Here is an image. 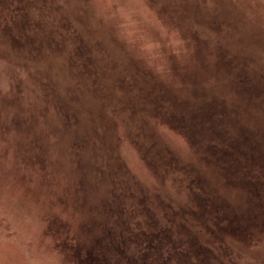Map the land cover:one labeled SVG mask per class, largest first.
I'll list each match as a JSON object with an SVG mask.
<instances>
[{
    "label": "rangeland",
    "instance_id": "obj_1",
    "mask_svg": "<svg viewBox=\"0 0 264 264\" xmlns=\"http://www.w3.org/2000/svg\"><path fill=\"white\" fill-rule=\"evenodd\" d=\"M3 1L0 264H88L76 256L104 230L123 242L112 264H125L190 203L189 167L223 187L169 123L186 103L216 100L264 137V0ZM257 183L255 196L221 191L247 211L230 242L238 264H264V166Z\"/></svg>",
    "mask_w": 264,
    "mask_h": 264
},
{
    "label": "trees",
    "instance_id": "obj_2",
    "mask_svg": "<svg viewBox=\"0 0 264 264\" xmlns=\"http://www.w3.org/2000/svg\"><path fill=\"white\" fill-rule=\"evenodd\" d=\"M3 3L4 1L0 5ZM17 11L16 8L15 12ZM3 15L0 13V17ZM25 18L24 22L30 29H38L42 24L49 26L47 20L35 23L32 19ZM51 26L53 25L50 24V29L54 30V26ZM53 34L54 32L49 35ZM31 56L33 59L27 60L36 63L34 60L38 54ZM242 80V86L244 83L247 85L246 91H254L247 84L248 80L244 77ZM47 88L49 98H56L58 90L53 83L47 82ZM184 105L186 106L171 111L169 123L189 137L206 167L218 169L224 177L223 187L214 186L207 174L196 167H189L185 171V177L188 178L186 183L190 203L179 208L177 214L167 210L163 221L149 231L151 235L147 239L144 238L143 242L136 240L143 245L134 255H129V261L125 264H238L237 253L230 242L237 241L242 236L247 211L232 203L222 193L227 188H237L244 189L246 194L256 195L257 180L262 177L264 166L261 163L264 157V137L258 136L259 132L244 123L239 128L231 125L233 118H230L238 111L233 108L229 110L216 100L196 107L187 103ZM63 116L66 118L65 111ZM56 136L59 134L56 133ZM120 208L122 212L124 208ZM129 222V239H133L130 231L137 225L136 217H132V220L129 218ZM122 244L123 242H118L114 230H104L101 235L97 234L94 245L84 247L76 258L82 263L112 264L114 258H119L114 251L118 253ZM112 248L116 250L113 249L112 252Z\"/></svg>",
    "mask_w": 264,
    "mask_h": 264
}]
</instances>
